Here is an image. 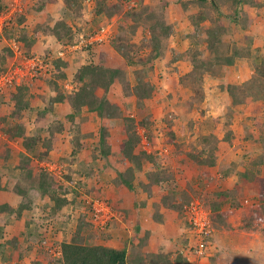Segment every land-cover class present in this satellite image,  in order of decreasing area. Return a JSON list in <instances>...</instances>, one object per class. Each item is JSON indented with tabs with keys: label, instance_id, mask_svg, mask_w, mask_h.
<instances>
[{
	"label": "rangeland",
	"instance_id": "1",
	"mask_svg": "<svg viewBox=\"0 0 264 264\" xmlns=\"http://www.w3.org/2000/svg\"><path fill=\"white\" fill-rule=\"evenodd\" d=\"M101 1L93 0V3H87L84 0L82 11L72 16L65 14L64 0H0V13L14 12L12 24L9 21L4 31L0 32V75L14 71L13 67L20 60L14 56L8 59L7 63H2L3 56H8L7 50L12 45L11 40H15L14 37L18 38L21 31L31 33L39 26L50 29L57 21L66 19L74 34H77L75 38L78 39L81 34L87 35L107 23L110 24L112 34L107 43L98 45L90 51L80 46L66 56L65 59L69 63L66 69L68 77L60 85L65 91H72L77 69L89 61L98 63L103 55L108 58L109 66L128 73L127 79L132 83L131 88L136 84L135 71L148 70L144 78L154 87V91L153 97L145 100L143 105L139 106L136 97L125 92L122 85H114L107 96L112 103L120 106L126 117L135 121L137 132L141 137L138 150L159 155L160 167L165 169L166 176L168 175L172 180L163 192L174 195L176 203L182 205L180 213L172 209L168 212L170 220L168 228L162 231L154 228L156 237L159 239L167 235L173 237L172 239H175L173 253L190 256V264H264V232L247 233L238 230L241 225L238 213H234L229 218L232 230L214 229L204 257L189 253L191 244L196 246L197 243L193 240V233L185 212L189 202L200 201L204 207L209 206L214 202L216 193L232 187L235 178L222 182L217 174L219 167L240 164L246 157L256 158L264 152L260 144L249 140L252 139L250 137L262 138L264 135V98L255 100V102L258 101L256 105H263L259 106L260 109L253 104L233 106L226 89L227 85L245 87L249 94L252 91L259 92L261 87H264V84L256 80L261 78L264 70V65L256 61V58L264 60V0H254L256 3H253L251 7H243L237 22L230 20L233 12L231 8H226L232 6L229 2H222V6H226L223 8L225 17L218 18L209 6H202L190 0H106L102 6L104 12L97 15V7L101 6ZM183 3L187 4H185L187 8L185 12ZM112 7L118 8V12L108 20L106 9ZM202 11L208 12L207 20L202 23V35L190 38L191 26H194L191 25L190 18L192 15H201ZM22 20L23 23L19 24ZM241 20L245 24L241 23ZM164 23H168L172 28V35L168 39H163L164 55L145 66L128 68L123 57L112 48L113 42L120 36L123 29L125 50L135 59H146L151 50L147 42L151 37L150 26ZM218 25L225 28V32L221 34L223 41L220 46L221 57L226 59L235 47L245 51L250 50L253 57L237 58L233 65H226V63L219 65L210 73L204 72L201 78L199 75H191L194 69L192 59L204 61L210 57L204 41L207 35L205 31L210 27L216 28ZM37 44L31 53L43 61L57 57L61 49L55 38L45 32ZM20 49L24 54L25 50L22 46ZM179 55L186 59L176 62L175 59ZM43 71L37 78L30 80L26 78L27 81L23 80L19 84L16 82V85L6 88L5 93L2 94L6 96L5 99L0 100V174H2V183L8 187V191L16 194L14 202H10L7 196L4 200L11 203L15 211L19 210L22 204L31 205L30 209L23 211L21 218H18L16 213L0 218L2 228L0 240L7 245L9 243L5 255L0 257V264L41 262L61 264L59 260L62 255L48 252L43 247L42 240L40 241V233L46 231L45 235L49 244L52 245L51 249L54 251L58 248L61 251L62 244L69 242L74 236L83 215H86V221L90 225L86 227L84 235L92 238L94 244L116 239L129 240L130 234L133 236L136 234L134 223L137 214L127 220L116 218L117 221L113 222L109 228L99 230L92 223L90 203L95 199H102L112 207L127 206L126 208L138 213L137 207L145 208L141 206L144 201L146 207L147 203L149 207H152V204L159 201L161 196L156 186L150 188V197L147 193L136 197L135 193H130L124 187L114 184L113 179L117 177L118 171L124 170L126 165L120 153V146L125 137L122 133L124 122L121 120L109 123V138L113 154L108 160L93 159L98 155L96 148L83 151L79 156L72 155L75 147L70 144L71 138L68 131L59 135L54 150L45 161L31 158L30 168L35 170L36 174L43 172L55 180L53 190L56 196L66 197L71 202L76 201L73 204L70 202L60 213L55 214L54 202L50 201L49 197H43L35 188L38 181L36 178L34 182L24 180L21 170L14 171L15 175L11 176L14 173L5 167L6 164L9 162L16 163L17 166L25 165L26 160L23 157L21 162L20 155L26 152L22 139L10 138L9 128L16 129L17 124L22 123L28 135H34L36 131L46 129L53 121L65 122L66 116L72 111L67 103H61L54 104L52 113H47L45 117L39 115V112L48 106L50 99L56 95L46 83V78L51 76L50 71ZM261 81L264 83V78ZM22 85H27L31 89L32 110L21 113V118H17L12 116L14 106L9 96ZM97 94L103 96L104 92L100 90ZM84 115L90 118L85 126V132H93L98 137L99 128L104 121L86 112ZM143 123H146L147 127ZM42 134L43 137L48 135L46 132ZM171 134L176 135L174 142H171ZM225 138H230L233 145L226 152L219 150L217 168L212 170L210 178L209 174H205L206 168L200 167V164L190 155L196 156L202 147L210 146L215 139L222 141ZM86 141L94 144L95 147L98 146L96 138ZM8 150L12 151V156L5 164ZM86 169L90 171L89 176L81 174ZM152 170L151 164H144V172ZM262 176L264 177V166ZM141 179L146 180L144 175H139L138 180ZM18 186L27 190L29 195L27 198L24 199L23 195L17 193L16 189L20 188ZM243 195L240 197L241 203L244 201L243 206L247 207L256 202L246 189ZM246 199H249L248 205H245ZM143 235V233L138 234L140 239H144ZM150 238L149 236L148 245L146 244L142 250L144 253L172 250V247L165 248L162 243L156 241L153 242L156 244L152 246ZM15 240L22 242L19 241L25 250L23 254L15 250V244L12 245ZM232 243L235 247L229 245Z\"/></svg>",
	"mask_w": 264,
	"mask_h": 264
},
{
	"label": "trees",
	"instance_id": "2",
	"mask_svg": "<svg viewBox=\"0 0 264 264\" xmlns=\"http://www.w3.org/2000/svg\"><path fill=\"white\" fill-rule=\"evenodd\" d=\"M84 0H64L65 3V14L72 15L79 14L83 7L82 3ZM200 5L209 6L217 14L218 18L223 16L222 2L232 3V6L226 7L231 8L233 12V17L230 20L237 22L243 7H251L252 4L256 3L254 0H190ZM187 2V1H186ZM106 0L101 1V6L97 7L96 14L100 15L103 11V4ZM186 3H183L184 12L187 10ZM221 4V5H220ZM201 7V6H199ZM118 8L112 7L106 9V16L108 20L113 18V16L118 12ZM21 17V16H20ZM19 17V18H20ZM18 18V19H19ZM23 18V17H22ZM208 18V12L202 11L201 15L191 16V26L192 35L191 37H199L202 35V23ZM23 20L19 22L22 24ZM241 23L245 24L243 20ZM10 24L12 22L10 21ZM247 26V25H245ZM47 27L39 26L33 32L29 33L26 31H21L20 36L14 37L15 40L21 44L22 48L25 50V54L28 57H33L31 50L40 41L45 32L47 35H51L55 38L56 42L61 46L57 57L49 58V61H45V64L50 65L49 78H46L47 85L51 87V90L55 92V96L52 97L48 103V106L44 110L39 112L40 116H44L47 113H52V108L54 104L67 103L71 108V113L66 116L65 122L63 121H53L49 126L41 131H36L34 135H28L25 126L22 123L17 124L16 129L9 128L10 138L22 139L23 147L25 149L24 155H20L21 162L24 157L26 160L25 165L16 166L14 169H10V172H19L21 170L23 179L28 181H35V188L43 197H49L50 201L54 202V213H60L65 207L70 204V200L66 197L56 196L53 187L55 185L53 179L43 172L36 174L35 170L30 168L32 162L31 158L34 157L35 160L45 161L50 153L54 150L57 141L59 140V135L65 131L70 133V144L74 146L75 149L72 153L74 156H79L83 151H91V148H96L98 150V155L94 156L93 159L97 161L108 160L113 154L112 144L110 142L109 136V123L113 121L121 120L124 122V127L122 133L124 134V139L120 146V153L123 160L126 161L124 170H119L117 177L113 179L116 186L124 187L130 193H135L136 197L141 194L147 193L148 197L151 196L150 188L156 186L160 192V200L153 204L154 214L152 219L156 222L163 221V214L161 212L162 208H167L169 210H175L180 213L182 205H178L174 199V195L164 193L167 189V184L171 183V178L167 175L165 169H162L159 165V155L157 153H149L147 151H139L138 147L141 142V137L137 132V127L135 121L129 117H126L121 110L120 106L114 104L110 101L107 94L110 89L118 84L122 85L125 92H129L134 95L137 99L138 105H143L145 100H150L153 97L154 87L145 81V75L147 69L136 70V84L131 88L132 83L127 79L128 73L116 67L109 66L108 58L104 55L100 57L98 63L87 62L82 64L74 77V85L72 91H65L61 87V82L65 81L68 77L66 69L69 67L68 61H66V56L72 53L69 48L72 47L77 39L76 33L72 31L69 23L66 19L57 21L53 27L46 29ZM136 29V28H135ZM25 30V29H22ZM150 39L147 41L149 47L151 48L149 55L146 59H135L131 56L129 52L125 50L123 45L124 30L121 29L120 36L113 42L112 48H114L126 61V66L137 67L145 66L147 63L152 62L161 58L164 55L165 44H163V39H168L172 34V28L168 23L161 25L154 24L150 26ZM135 30L133 31V33ZM206 38L204 41L207 45V50L209 51L210 57L208 60H197L192 59L194 63V69L191 75H199L200 78L203 73H210L212 70L219 65L226 63V65H233L235 60L240 57H253L250 50L245 51L244 49L234 48L231 55H227L226 59L221 57V45L222 37L221 34L225 32V28L222 25L215 27H210L206 31ZM98 46V45H97ZM96 46H91L86 48V51L94 49ZM63 52L64 55L60 56L59 53ZM8 56H3L2 63H7L8 59L14 58L15 54L8 48ZM181 58V59H180ZM185 60L186 57L179 55L176 57L175 61ZM256 61L261 62L264 65V60L261 58H256ZM261 78L256 80L264 84L261 79L264 78V70L261 73ZM227 91L229 92L230 98L232 100L233 106L238 105H255L256 108H261L256 105L258 101L255 100L264 98V87L260 89L259 92L247 93L245 87L238 88L235 86L227 85ZM31 89L27 85H22L17 88V91L10 94L9 100L13 103L14 111L12 113L13 117L21 118V113L25 111L32 110L31 99L33 97ZM103 91V96L97 94L98 91ZM6 96L0 95V100L5 99ZM51 108V109H50ZM89 113L90 115H95L104 121L98 132V137H96L93 132H85V126L90 121L89 116H85L84 113ZM5 118V117H4ZM69 123V124H68ZM146 126V123H143ZM68 129V130H67ZM47 133L46 137H43L42 133ZM148 132V131H147ZM97 141L98 146L94 144L87 143V139ZM171 142H174L176 135H170ZM255 143L262 146L264 151V135L262 138L258 136L250 137ZM248 139V138H245ZM243 139V141L245 140ZM210 146L202 147L198 155H190L195 162L199 163L200 167H205L210 178L212 177V170L217 168V158L220 149L223 152L229 150L233 143L230 138H225L222 141L215 139ZM207 143V142H206ZM222 144V146H220ZM200 154V155H199ZM12 156V151H7V157L5 162L7 163ZM127 163L129 165H127ZM148 163L153 166L152 171L144 172V164ZM22 165V164H20ZM264 166V152L262 155L254 157H246L240 164H230L229 166H221L218 169L217 174L220 176L219 179L224 182L231 178H235V182L229 190L220 191L215 194L214 202L209 206H205L210 213V219L213 229L217 231L232 230L231 222L229 218L234 213H238L241 219V225L238 230H242L247 233L254 232H264V177L262 176V168ZM7 168V166H5ZM79 168H81L79 166ZM104 169V168H103ZM80 170V169H77ZM8 172V171H7ZM90 171L86 169L81 174L89 176ZM15 173L11 176H14ZM139 175H144V179L138 180ZM217 176V175H216ZM22 179V177H20ZM38 178V179H37ZM20 180V179H19ZM170 185V184H169ZM16 189L17 193L23 195L24 199L29 195L26 189L21 188ZM246 189L251 198L256 199L250 206H243L240 197L244 196L243 191ZM9 190L7 186L2 185V174H0V191ZM76 201L73 200L71 204ZM138 203V202H137ZM191 202L188 203V205ZM139 205V204H137ZM136 205V206H137ZM141 206H146L144 201ZM31 205L22 204L20 209L15 211L10 204L0 205V218L6 215H11L16 213L18 218H21L22 213L25 209H30ZM113 211L119 215V218L128 219L132 216V210L126 207H112ZM138 208V207H137ZM91 211V206L89 208ZM86 215L80 219L74 236L69 242H65L61 246L62 258L59 260L61 264H118L123 262L125 264H190L189 257L184 256L182 253H173L172 250H165L160 253H144L142 250L148 242L150 233H147L144 239H140L138 234H140V226L137 224L135 226L136 234L129 240L122 241L123 247L121 249H116L114 247L104 246L100 244H94L93 239L85 236L84 231L86 227L90 225L86 221ZM117 219H112L108 223L107 228L111 226L113 222ZM191 226V225H190ZM31 235V233H30ZM2 236V228L0 227V237ZM33 236V235H31ZM40 241L46 238L45 232L40 233ZM45 237V238H44ZM41 241V242H42ZM11 244V243H10ZM15 244V250H19V253L23 254V248L18 240L12 242ZM7 246H9L0 240V257L5 255ZM19 258L21 259L22 255Z\"/></svg>",
	"mask_w": 264,
	"mask_h": 264
},
{
	"label": "built area",
	"instance_id": "3",
	"mask_svg": "<svg viewBox=\"0 0 264 264\" xmlns=\"http://www.w3.org/2000/svg\"><path fill=\"white\" fill-rule=\"evenodd\" d=\"M86 2L93 3V0H86ZM13 17L14 12L4 11L0 13V32L4 31ZM111 34V26L107 24L87 35H79L77 42L70 47L69 50H75L80 46L81 48H88L105 44ZM11 42L12 45L10 49L15 54L16 59L20 60H18V63L13 67L14 71L11 70L10 73L0 75V95L4 94L5 89L9 86L16 85V82L19 84L20 82L22 83L23 80H26V78H28V80L37 78L39 74L42 75V72H44L43 70L49 71L50 69V65L45 64V61L41 60V58L35 56L28 57L25 53L23 54L20 49L21 44L16 40H11ZM59 55L63 56L64 53L60 52ZM90 204L92 223L99 230H105L112 219L119 218V215L113 211L112 206L102 199H95ZM248 204L249 199H246L245 205ZM185 212L188 216V222L191 225L193 240H196L197 243L196 246L191 245L188 251L189 253L192 252L197 257H204L213 235L210 213L200 201L191 202L185 207ZM42 244L48 252H55L56 254H60L59 256L62 255L60 249L56 248L54 251L51 249L52 245L49 244L47 238L42 241Z\"/></svg>",
	"mask_w": 264,
	"mask_h": 264
},
{
	"label": "crops",
	"instance_id": "4",
	"mask_svg": "<svg viewBox=\"0 0 264 264\" xmlns=\"http://www.w3.org/2000/svg\"><path fill=\"white\" fill-rule=\"evenodd\" d=\"M37 45H39V44H37ZM1 137V136H0ZM5 139V138H4ZM3 161H4V159H2ZM5 164H6V162H5ZM6 166H7V168H11V169H14L17 165H16V163H7L6 164ZM213 173V172H212ZM220 177V176H219ZM2 182H3V180H2ZM2 185L3 186H5L4 185V183H2ZM9 197L10 199H9V201L11 202V201H15V197H16V194L14 193V192H10V191H6V190H4V191H0V205H3V204H10L11 205V203H9L7 200L5 201L4 200V198L5 197ZM18 202V201H17ZM128 205H130L129 203H127ZM12 206V205H11ZM131 206V205H130ZM125 207V206H124ZM127 207V206H126ZM152 207H153V204H152ZM152 207L150 206L149 207V203H147V207L145 206V208L144 209H141L140 208V206L138 207L139 209H138V213H136L135 212V210H133L132 209V216L134 215V216H136V214H137V218H136V221H135V223H134V227L138 224L139 226H140V233H143L144 235L143 236H146V234L147 233H150V240H151V243L150 244H152V246L154 245V244H156V243H154L153 244V242L154 241H156V242H160V243H162L163 244V246L165 247V248H171L172 247V249H173V247H174V245L173 244H175V239H172L173 237H169V235H167V236H162V238L161 239H159L158 237H156L157 236V234L155 233V229L157 230V231H162V230H164V229H166V228H168L169 227V222H170V220H169V215H168V212L170 211L169 209H167V208H162L161 209V212H162V214H163V221L160 223V222H156V221H154L153 219H152V215L154 214V210L152 211ZM130 209V208H129ZM137 211V210H136ZM174 219V218H173ZM173 225V224H172ZM173 227H174V225H173ZM155 228V229H154ZM151 230H153V231H151ZM151 231V232H150ZM21 233V232H20ZM17 235H19V233L17 234ZM16 235V236H17ZM120 236V235H119ZM133 236V234H130V237H132ZM140 236V235H139ZM142 237V236H141ZM231 238H233L234 236H230ZM20 241V240H19ZM123 241V239H119V240H108V241H106V242H100L99 244L100 245H104V246H109V247H114V248H116V249H121L122 247H123V244L121 243ZM21 242V241H20ZM22 243V242H21ZM21 243H20V245H21ZM147 245H148V243H146ZM161 244V245H162ZM230 246H232V247H235V244L234 243H232V244H229ZM167 246V247H166ZM160 249V246L158 247V250ZM39 262V261H38ZM42 263V262H41ZM41 263H37V264H41ZM43 264V263H42Z\"/></svg>",
	"mask_w": 264,
	"mask_h": 264
},
{
	"label": "clouds",
	"instance_id": "5",
	"mask_svg": "<svg viewBox=\"0 0 264 264\" xmlns=\"http://www.w3.org/2000/svg\"><path fill=\"white\" fill-rule=\"evenodd\" d=\"M108 24V23H107ZM107 24H105V25H107ZM105 25H103V26H105ZM102 27V26H101ZM213 228V227H212ZM213 231H214V229H213ZM212 238V237H211ZM210 242H211V240H210ZM192 245V244H191ZM189 252V251H188ZM189 254V253H188Z\"/></svg>",
	"mask_w": 264,
	"mask_h": 264
},
{
	"label": "water",
	"instance_id": "6",
	"mask_svg": "<svg viewBox=\"0 0 264 264\" xmlns=\"http://www.w3.org/2000/svg\"><path fill=\"white\" fill-rule=\"evenodd\" d=\"M118 264H125V263H123V262H120V263H118Z\"/></svg>",
	"mask_w": 264,
	"mask_h": 264
}]
</instances>
